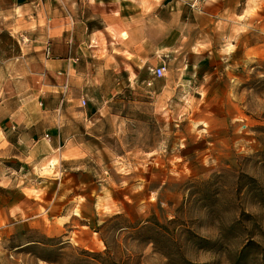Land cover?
Returning <instances> with one entry per match:
<instances>
[{
  "label": "rangeland",
  "instance_id": "rangeland-1",
  "mask_svg": "<svg viewBox=\"0 0 264 264\" xmlns=\"http://www.w3.org/2000/svg\"><path fill=\"white\" fill-rule=\"evenodd\" d=\"M219 8L212 43L148 59L124 52L126 72L106 70L101 91L90 86L85 106L75 102L77 117L64 127L76 136L62 154L80 157L71 174H60L58 152L19 162L0 127V264H264V0ZM113 36L102 37L98 57L118 69ZM159 66L164 75L155 78ZM31 81L24 61L12 59L0 67V100H26L38 91ZM68 178L89 184L81 205L62 198L72 193L61 185ZM23 193L36 197L46 225L53 207L78 217L58 237L25 232L22 218L3 212ZM130 225L138 227L121 228ZM24 240L32 244L12 250Z\"/></svg>",
  "mask_w": 264,
  "mask_h": 264
},
{
  "label": "crops",
  "instance_id": "crops-1",
  "mask_svg": "<svg viewBox=\"0 0 264 264\" xmlns=\"http://www.w3.org/2000/svg\"><path fill=\"white\" fill-rule=\"evenodd\" d=\"M248 2L0 0V67L12 59H22L26 64V76L32 80L30 88L38 90L26 100L11 97L0 100V127L5 143L15 149L17 160L24 164H35L41 158L47 159L58 152L60 174H71L80 157H62L66 143L76 136L68 134L64 127L77 117L69 111L74 110L76 101L89 100L90 86L101 91L106 70L114 74L126 72L124 52L135 60L139 57L167 56L177 50L178 44L191 52L193 45L198 47L206 43L205 37H209L210 43L215 41L222 16L220 3L227 5V11L231 13L236 12L240 3L243 11ZM201 8L203 12H200ZM17 10L23 11L19 15L22 19L15 17ZM11 17H14L13 20L9 19ZM108 33L114 35L112 39L119 50L114 56L118 69L107 68L105 61L98 57L103 49L102 37L106 40ZM122 34H125L124 38ZM11 40L16 44L14 48L20 51V56L15 58L12 56ZM64 84L67 85L66 90L63 89ZM115 88L116 84H113L111 91ZM38 99L39 105H44L43 109L35 107ZM26 105L30 108H25ZM8 106V112L2 113ZM90 113V109L86 110L84 119L90 117ZM80 148L67 149L66 153L75 154ZM54 165L50 164L49 169ZM61 185L72 192L62 197L69 207L81 205V199L84 202L88 199L83 192L89 184L80 183L77 178H68ZM77 190L80 192L76 193ZM21 196L18 201L11 199L3 212L9 219L15 216L22 218L20 222L24 224L22 228L25 232L35 230L47 238L58 237L66 225L78 217L74 213H61L60 207H53L45 211L48 214L46 225L38 213L36 197L28 198L24 193ZM28 208L32 212L29 215ZM24 214L28 216L23 218ZM30 244L32 241L24 240L12 250L18 251Z\"/></svg>",
  "mask_w": 264,
  "mask_h": 264
},
{
  "label": "trees",
  "instance_id": "trees-1",
  "mask_svg": "<svg viewBox=\"0 0 264 264\" xmlns=\"http://www.w3.org/2000/svg\"><path fill=\"white\" fill-rule=\"evenodd\" d=\"M118 218H121V217H113L111 220H116ZM152 225H153V228H151V229H153V230L155 229L156 232H159L157 234H159V235H160V233L169 234L168 230L165 227L160 226L158 223L152 222ZM137 227L138 226H131L130 225V226H124V227H121V228L123 230H126L127 231L128 229H130V230H136ZM143 228H145V226L144 227H141V229H143ZM146 228H148V227H146ZM151 242L153 243L154 246L156 245V242L155 241L152 240Z\"/></svg>",
  "mask_w": 264,
  "mask_h": 264
},
{
  "label": "built area",
  "instance_id": "built-area-1",
  "mask_svg": "<svg viewBox=\"0 0 264 264\" xmlns=\"http://www.w3.org/2000/svg\"><path fill=\"white\" fill-rule=\"evenodd\" d=\"M37 1L41 2V0H37ZM46 53H48V51H46ZM164 71H165V68L163 66H159V67H156V68L153 69L152 75L155 78H160V77H162L164 75ZM146 86L147 87L151 86V81H147L146 82ZM63 89L64 90L67 89V85L66 84L63 85ZM85 104H86L85 100L82 99L81 102H80V105L81 106H85ZM46 138H48V137H46Z\"/></svg>",
  "mask_w": 264,
  "mask_h": 264
},
{
  "label": "bare ground",
  "instance_id": "bare-ground-1",
  "mask_svg": "<svg viewBox=\"0 0 264 264\" xmlns=\"http://www.w3.org/2000/svg\"><path fill=\"white\" fill-rule=\"evenodd\" d=\"M53 168H54V166L50 167V169H53Z\"/></svg>",
  "mask_w": 264,
  "mask_h": 264
}]
</instances>
